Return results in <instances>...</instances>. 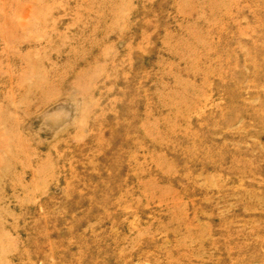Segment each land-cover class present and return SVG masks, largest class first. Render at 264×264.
Instances as JSON below:
<instances>
[{
	"label": "rangeland",
	"instance_id": "374dc122",
	"mask_svg": "<svg viewBox=\"0 0 264 264\" xmlns=\"http://www.w3.org/2000/svg\"><path fill=\"white\" fill-rule=\"evenodd\" d=\"M0 264H264V0H0Z\"/></svg>",
	"mask_w": 264,
	"mask_h": 264
}]
</instances>
